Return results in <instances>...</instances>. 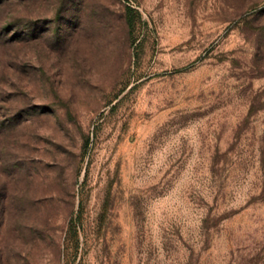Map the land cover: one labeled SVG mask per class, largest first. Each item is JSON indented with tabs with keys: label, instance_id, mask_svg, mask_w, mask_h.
I'll list each match as a JSON object with an SVG mask.
<instances>
[{
	"label": "rangeland",
	"instance_id": "obj_1",
	"mask_svg": "<svg viewBox=\"0 0 264 264\" xmlns=\"http://www.w3.org/2000/svg\"><path fill=\"white\" fill-rule=\"evenodd\" d=\"M0 264H264V0H0Z\"/></svg>",
	"mask_w": 264,
	"mask_h": 264
}]
</instances>
